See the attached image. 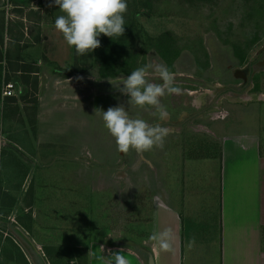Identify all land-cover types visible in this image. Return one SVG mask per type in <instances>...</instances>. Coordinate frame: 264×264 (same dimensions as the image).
Segmentation results:
<instances>
[{
	"label": "rangeland",
	"instance_id": "1",
	"mask_svg": "<svg viewBox=\"0 0 264 264\" xmlns=\"http://www.w3.org/2000/svg\"><path fill=\"white\" fill-rule=\"evenodd\" d=\"M145 1L147 0H127L128 8L124 15L125 33L115 38L114 42L117 46L113 50L118 55L128 53L132 56L131 60L137 57L136 68L149 62L165 64L169 70L176 73V83L183 89L181 95H166L161 100L169 112L171 108L182 110H179L176 116L178 118L175 117L170 119L171 122L164 123V126L169 127L170 133L163 149L149 151L148 155L153 159L158 162L163 161L160 166L161 174L159 175L157 171L155 174L158 177H163L165 172L170 175V179H173L168 183L171 188L179 186L176 178L181 177L182 180L184 175L195 180L207 178L209 175L211 177L215 175L218 179L221 173L225 137L216 131V137H210L212 140L210 141L208 135L197 131L200 126L213 130V123L215 125L225 122L226 135L259 131L264 154V0H221L220 3L216 0H149L151 6L144 4ZM23 7L26 14L30 13L29 20L32 21L26 25L25 34L28 38L42 39L37 51L42 54L41 62L49 70L52 69L57 75L70 72L75 76L74 80L81 75L80 73L87 74L82 76H88L92 82L103 80L105 94L96 98L95 101L91 100V103L94 101L92 103L94 109L104 107V111H107L109 107L120 104H123L126 109L129 107L127 104L129 98L115 90L108 82V80L115 82L117 77H127L131 74L119 71L116 72V76L111 75L114 73L112 67L121 66L128 55L118 59L112 67L108 65V61L104 60L106 55L103 48H98L86 55H77L75 49L67 45L62 34L55 28V19L62 13L55 6L54 0H25ZM259 37L261 39L254 44ZM119 38H121V44H119ZM99 39L103 40V37L100 36ZM173 42L178 48L179 55L171 59L175 55ZM100 43L105 44V39ZM158 44L164 49V55L169 58L168 60L161 57ZM250 44L254 45L249 51L247 60L241 65L239 60L245 56ZM209 67L210 70H207ZM237 70H243L247 74V82L235 77ZM226 75L232 80V84L223 88ZM231 100H238L236 103L239 106L231 104ZM226 109L230 112L229 116L226 114ZM130 115L133 117L139 115L149 123L150 119H155L154 121L158 119L152 115V110L133 108ZM99 119L95 112H88V128L82 138L84 137L85 148L89 150L81 155L83 163L81 159L78 161L85 167L83 171L77 168L79 165L77 167L73 165V161L67 162V157L72 156L76 148L73 147L70 152L62 151L63 146L58 143L69 144L68 134H63L57 135L56 145L59 147L54 152L56 156L52 169L45 171L37 169V174L41 177L50 174L51 180L55 177L58 180L59 172L68 170L70 173L66 176L68 180L63 178L62 187H56L57 191H62L63 196L66 195L69 199L58 200L57 197L61 196L57 194V191H52L51 194V204L56 205L52 211L67 219L73 217L72 221L76 225L72 228L73 233L64 231L65 235L80 236L81 227L95 217L96 220L102 218L105 227L111 228L112 222L110 224L108 221L110 217L119 226L122 237L127 238L132 234L133 228L128 229L132 215L129 216L127 205V198L134 193L128 183L132 176V163L137 161L145 164L149 161L145 152L132 150L127 154L120 153L114 139L104 127L102 119L100 117ZM182 126L186 130L184 134H181ZM77 138L79 137L75 136L74 139L77 140ZM79 144L80 141L77 142V145ZM13 151L17 152L16 148H13ZM94 159L98 162L103 161V165L94 162ZM15 160L16 163L19 162ZM12 168L9 165L5 166L2 177L19 178L16 174H19L17 172L22 174V167H16L14 163ZM144 168L143 166L136 175L145 177ZM78 170H80L78 174H83V177L75 175V171ZM31 174H33L32 170ZM215 184L216 192H218L219 180L211 183V185ZM211 185L200 187L208 190ZM54 188L51 187V189ZM147 193L142 191L141 197L144 198ZM11 203L10 208L3 211L5 214L0 215V223H2L0 224V243L7 239L2 246L3 257L5 260H13L14 264H30L22 248L7 233V226L13 223L18 224V218L28 220L27 216L30 212L32 214V210L29 209V213L23 215L20 210L17 211L16 201L15 204ZM108 212L113 217L109 216ZM29 220L33 228L32 215ZM1 226H5L3 227L5 229H1ZM27 232L32 239L35 238L34 241L46 254L51 264H53L51 254L65 256L66 252L50 251L57 244L45 237L35 236L31 230ZM83 232L91 234L92 239H98V233H90L87 228ZM63 246L70 248L74 245L66 243ZM78 246L81 250H88L86 244H78ZM25 260H27L26 263Z\"/></svg>",
	"mask_w": 264,
	"mask_h": 264
},
{
	"label": "crops",
	"instance_id": "2",
	"mask_svg": "<svg viewBox=\"0 0 264 264\" xmlns=\"http://www.w3.org/2000/svg\"><path fill=\"white\" fill-rule=\"evenodd\" d=\"M24 3L25 0H0V215L5 214L3 211L15 201L17 211L23 215L31 209L28 220L18 218V225L26 232L31 230L35 236L57 244L50 251L66 252L65 256L51 254L53 264H104V255L120 249H125L124 254L130 264H151L152 256L154 264H264V154L261 135L259 131L226 135L225 122L213 123V130L202 126L197 129L208 135L210 141V137H216V131L225 137L218 179L209 175L195 180L184 175L182 180L181 177L176 178L179 186L171 188L168 184L173 181L170 175L165 172L163 177H158L155 174V171L161 174L163 161L158 162L145 152L149 162L134 161L132 176L128 180L129 188L134 192L127 198L128 214L132 215L128 229L133 227L132 234L123 238L113 219L108 218L109 223L112 222L108 228L102 218L96 220L95 217L90 221L84 219L87 224L81 227L80 236L65 235V232L73 233L72 228L76 225L73 217L67 219L52 211L56 205L51 204V194L57 191L56 187H62L63 178L68 180L66 176L70 173L68 170L59 172L56 181L49 178L50 174L39 176L37 169H52L54 152L59 147L56 145L57 135L63 134H68L69 144L59 142L63 146L62 151L70 152L76 148L73 155L65 159L73 161L76 167L79 165L77 168L81 171L85 169L78 163L79 159L82 161L83 152L89 150L85 148L82 136L88 128V112H94L92 103L105 94L104 81L92 82L88 76H82L87 75L84 73L74 80L73 74L57 75L49 70L41 62L42 54L38 52L42 39L28 38L25 34L26 25L32 21L29 20L30 13L24 11ZM9 82L15 84V96L4 97V87ZM223 82V88L232 84L227 75ZM237 101L231 100V104L239 106ZM180 109L168 111L167 123L179 114ZM226 114H230L228 109ZM154 120L149 121L151 124L159 123L158 119ZM185 131L182 126L181 134ZM75 136L79 138L75 140ZM95 161L103 165V161ZM14 163L23 169L22 174L16 171L19 178L2 177L4 167L9 165L12 168ZM142 165L145 177L136 175ZM80 170L75 171V175L83 177V174H78ZM216 180H219L218 192L216 184L211 185ZM202 185L211 186L205 190L201 189ZM142 191L148 192L144 198L141 197ZM61 192L57 191L61 196L57 199L68 200ZM31 215L33 228L29 220ZM108 215L112 216L110 212ZM3 227L1 229H5ZM85 228L90 233H98V239L84 233ZM166 228H171L176 237L175 250L171 253L156 250L148 240L153 231ZM192 237H195L196 244L189 249L186 245ZM123 240L134 243L135 247L121 245ZM6 241L0 243V264H14L13 260L3 257L2 246ZM66 243L74 246H63ZM78 244H86L88 250H81ZM100 247L105 249L104 253L100 252ZM89 250L96 251L97 256L88 255Z\"/></svg>",
	"mask_w": 264,
	"mask_h": 264
},
{
	"label": "clouds",
	"instance_id": "3",
	"mask_svg": "<svg viewBox=\"0 0 264 264\" xmlns=\"http://www.w3.org/2000/svg\"><path fill=\"white\" fill-rule=\"evenodd\" d=\"M54 4L62 13L55 19V28L77 55H86L101 47L99 37L102 34L113 38L125 33L127 0H54ZM108 82L129 98L127 109L123 104L109 107L107 111L94 109L95 115L102 119L104 127L114 139L117 150L127 154L132 150L149 152L163 149L170 129L164 126V122L169 119V112L161 100L166 95L182 94L183 89L176 83V73L165 64L149 62L131 71L127 77H117L115 82ZM133 108L152 110V115L160 123L150 124L139 115L133 117L130 115ZM175 239L171 228L153 231L148 237L156 250L165 253L174 252ZM195 244L196 239L192 237L186 247L191 249ZM99 250L105 252L103 247ZM124 250L109 251L103 257L104 264H130ZM88 255L96 257L97 252L89 250Z\"/></svg>",
	"mask_w": 264,
	"mask_h": 264
},
{
	"label": "water",
	"instance_id": "4",
	"mask_svg": "<svg viewBox=\"0 0 264 264\" xmlns=\"http://www.w3.org/2000/svg\"><path fill=\"white\" fill-rule=\"evenodd\" d=\"M235 77L241 78L245 82H247L248 80V76L243 70H237L235 73ZM7 232L11 237H13L14 241L22 248L30 264H49L48 259L43 250L35 243L31 236L18 224H10L8 226ZM120 244L128 247H135L134 243L127 240L121 241ZM151 264H154L153 256L151 259Z\"/></svg>",
	"mask_w": 264,
	"mask_h": 264
},
{
	"label": "trees",
	"instance_id": "5",
	"mask_svg": "<svg viewBox=\"0 0 264 264\" xmlns=\"http://www.w3.org/2000/svg\"><path fill=\"white\" fill-rule=\"evenodd\" d=\"M196 1V0H195ZM210 1V0H209ZM211 1H214V0H211ZM216 2H221V0H216ZM234 3V2H233ZM144 4H147V6H151V4H150V1L149 0H147V1H145V3ZM218 5V4H217ZM145 6V5H144ZM101 37H103V40L105 39V41H106V43L105 44H101V47H99L100 49L101 48H103V49H105V55H106V57H104V60H106V61H108V65L110 64V66L112 67V65H114V63L115 62H117V60L118 59H120V58H122V57H126V55H128L127 57V60L126 61H124V63L120 66H117L116 65V67L114 68V67H112V69H113V71H114V73H112L111 71V75L114 77V75L116 74V72H130L131 73V71H133V70H135L136 69V65H137V57H134L132 60H131V58L130 57H132V56H130L128 53H125V55H118L117 53H115V50H113L116 46H117V43H115L114 42V40H115V38H117V37H113V38H109V37H104V35L102 34L101 35ZM163 37H165V35L163 36ZM261 39V37H259V39L257 40V41H255L254 42V44H256L259 40ZM102 39H100V41L102 42L103 41ZM160 40H161V38H160ZM119 44H121V38H119ZM253 44V45H254ZM253 45L252 44H250V48H249V50L247 51V53L245 54V56L244 57H242L240 60H239V62H240V64L242 65V64H244L245 63V61L247 60V58H248V54H249V51L252 49V47H253ZM158 46H159V51H160V54H161V57H163V58H165L166 60H168L169 58H166L165 57V55H164V49L160 46V44H158ZM173 46H174V48H175V55L171 58V59H173L174 57H177L178 55H179V53H178V51H177V47H176V45H175V43L173 42ZM123 47H125V45H123ZM131 68V69H126V68ZM70 75V74H72V73H70V72H68V73H66V75ZM109 74V75H110ZM116 76V75H115ZM110 77V76H109ZM9 236V235H8ZM11 237V236H10ZM47 253L49 254V250L47 251ZM46 255V254H45ZM47 257V256H46ZM48 259V258H47ZM48 262L50 263V260L48 259ZM51 264V263H50Z\"/></svg>",
	"mask_w": 264,
	"mask_h": 264
},
{
	"label": "built area",
	"instance_id": "6",
	"mask_svg": "<svg viewBox=\"0 0 264 264\" xmlns=\"http://www.w3.org/2000/svg\"><path fill=\"white\" fill-rule=\"evenodd\" d=\"M15 90H16L15 84L9 82L4 87L3 96L4 97H13V96H15ZM1 140H2V134L0 132V142H1ZM0 145H2V144H0Z\"/></svg>",
	"mask_w": 264,
	"mask_h": 264
}]
</instances>
